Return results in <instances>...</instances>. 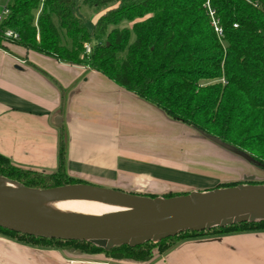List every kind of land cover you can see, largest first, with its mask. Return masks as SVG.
I'll return each mask as SVG.
<instances>
[{
	"label": "trees",
	"instance_id": "1",
	"mask_svg": "<svg viewBox=\"0 0 264 264\" xmlns=\"http://www.w3.org/2000/svg\"><path fill=\"white\" fill-rule=\"evenodd\" d=\"M76 2L7 0V14L0 20V48L11 43L97 71L167 118L246 153L264 169V0H82L88 7L114 4L98 16L91 31L77 17ZM208 8L214 12L221 35L214 30ZM37 10L41 11L35 16ZM122 21L129 22L130 28H116ZM8 31L16 38L7 37ZM61 33L71 40L70 48L62 44ZM131 33L133 42L129 41ZM85 44L90 46L88 54ZM123 53L124 57H119ZM64 153L61 138L54 174L20 169L0 156V176L37 189L86 183L67 176ZM173 196L177 195L168 197ZM259 229H264V221L186 231L157 243L110 251L88 242L38 238L2 228L0 236L28 246L69 248L146 262L154 248L167 249L172 242L207 237L211 232L217 236Z\"/></svg>",
	"mask_w": 264,
	"mask_h": 264
},
{
	"label": "crops",
	"instance_id": "2",
	"mask_svg": "<svg viewBox=\"0 0 264 264\" xmlns=\"http://www.w3.org/2000/svg\"><path fill=\"white\" fill-rule=\"evenodd\" d=\"M3 45L0 156L11 165L56 173L63 138L65 173L87 184L160 193L179 186L173 179L181 187L202 183L185 155L186 126L97 71ZM0 264H264V233L185 241L166 253L154 251L146 262L0 236Z\"/></svg>",
	"mask_w": 264,
	"mask_h": 264
},
{
	"label": "water",
	"instance_id": "3",
	"mask_svg": "<svg viewBox=\"0 0 264 264\" xmlns=\"http://www.w3.org/2000/svg\"><path fill=\"white\" fill-rule=\"evenodd\" d=\"M7 182L19 187H10ZM77 197L108 200L130 209L74 218L48 216L32 209V205L43 201ZM259 221H264V184H238L169 198H151L87 183L27 188L0 176V228L38 238L88 242L104 251L157 243L186 231L202 232Z\"/></svg>",
	"mask_w": 264,
	"mask_h": 264
},
{
	"label": "rangeland",
	"instance_id": "4",
	"mask_svg": "<svg viewBox=\"0 0 264 264\" xmlns=\"http://www.w3.org/2000/svg\"><path fill=\"white\" fill-rule=\"evenodd\" d=\"M4 0H0V8L4 7ZM114 4L105 7V8H97V7H88L82 5V0H77L76 2V15L85 25V27L91 31L93 20L97 15H100L106 9L113 7ZM53 23L57 26V19L55 16H52ZM93 28V27H92ZM116 28L123 29V28H130V23L127 21H122L119 23ZM62 37V44L67 48L71 47V40L67 37ZM130 42L134 41V35L131 33ZM119 57H124V53L120 54ZM182 124V123H181ZM184 125V124H183ZM186 126V129L183 130V134H185V138L182 140L187 146L185 155L188 156L189 164L192 171L200 172V177L202 178V183L197 186H189V187H181L184 184L179 182V180L173 179V185H179L177 188H173V191H166L160 193H154L149 191H128L123 190L127 193L137 194L141 196L147 197H163L169 198L170 194L172 195H185L192 191H210L216 188H225L222 187L226 184H244V182L251 181V182H264V169L258 167L256 163L244 152L232 150L231 148L226 149L223 144H217L209 139L200 131L196 130L191 126ZM182 130H179L181 132ZM182 136V135H181ZM180 136V137H181ZM184 137V136H182ZM177 154V152H176ZM185 186V185H184ZM118 190V189H117ZM122 191V190H121ZM175 197V196H173ZM250 234H262L264 233V229H259L253 232H249ZM241 234V233H236ZM234 234H225V235H216L215 232H211L208 236L204 237H195L186 240H182L175 243H170L167 245V249L163 248L161 251L164 253L171 251L177 245L181 244L185 241L190 240H199V239H210V238H219L223 236H231L236 235ZM243 234V233H242ZM212 235V236H210ZM175 244V245H174ZM69 249V248H63ZM80 253L88 254L78 250ZM158 252V249L154 248L151 251ZM90 255V254H89Z\"/></svg>",
	"mask_w": 264,
	"mask_h": 264
},
{
	"label": "bare ground",
	"instance_id": "5",
	"mask_svg": "<svg viewBox=\"0 0 264 264\" xmlns=\"http://www.w3.org/2000/svg\"><path fill=\"white\" fill-rule=\"evenodd\" d=\"M6 184L10 187H19L14 182H7ZM32 209L48 216L74 218L117 213L129 210L130 207L108 200L77 197L43 201L32 205Z\"/></svg>",
	"mask_w": 264,
	"mask_h": 264
},
{
	"label": "built area",
	"instance_id": "6",
	"mask_svg": "<svg viewBox=\"0 0 264 264\" xmlns=\"http://www.w3.org/2000/svg\"><path fill=\"white\" fill-rule=\"evenodd\" d=\"M7 14V10L3 7L1 10H0V20L2 17H4L5 15ZM208 14L212 20V25L214 27V30L215 32L218 34V35H221V30L217 27L216 25V20L214 19V12L208 8ZM5 35L7 37H13V38H16V35L13 34L12 32H6ZM84 49H85V54H88L90 52V46L88 44H85L84 45Z\"/></svg>",
	"mask_w": 264,
	"mask_h": 264
}]
</instances>
